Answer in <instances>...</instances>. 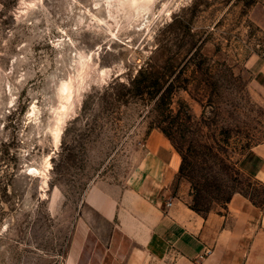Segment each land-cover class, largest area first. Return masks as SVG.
I'll return each mask as SVG.
<instances>
[{"label":"rangeland","instance_id":"obj_1","mask_svg":"<svg viewBox=\"0 0 264 264\" xmlns=\"http://www.w3.org/2000/svg\"><path fill=\"white\" fill-rule=\"evenodd\" d=\"M143 1L0 0V264H62L87 190L154 131L183 151L180 204L264 208L240 165L264 144V0Z\"/></svg>","mask_w":264,"mask_h":264},{"label":"crops","instance_id":"obj_2","mask_svg":"<svg viewBox=\"0 0 264 264\" xmlns=\"http://www.w3.org/2000/svg\"><path fill=\"white\" fill-rule=\"evenodd\" d=\"M251 66L264 88V57ZM180 165L166 136L152 132L127 182L87 190L62 264H264V208L236 194L224 212L201 216L173 195ZM240 165L264 185V144L247 152Z\"/></svg>","mask_w":264,"mask_h":264},{"label":"bare ground","instance_id":"obj_3","mask_svg":"<svg viewBox=\"0 0 264 264\" xmlns=\"http://www.w3.org/2000/svg\"><path fill=\"white\" fill-rule=\"evenodd\" d=\"M145 2H149V1H147V0H144ZM143 1V2H144ZM108 4L110 5V3H109V1H108ZM139 10H141V11H146V10H148V8H147V5L144 3V5L143 6H141V8L139 9ZM71 85L70 84H68V83H64L63 85H62V87H61V91L66 95V97L68 98V99H70V97H71ZM59 137V136H58ZM32 172L31 173H33V175L35 174H37L39 171L37 170V169H32L31 170Z\"/></svg>","mask_w":264,"mask_h":264},{"label":"trees","instance_id":"obj_4","mask_svg":"<svg viewBox=\"0 0 264 264\" xmlns=\"http://www.w3.org/2000/svg\"><path fill=\"white\" fill-rule=\"evenodd\" d=\"M176 149H177V151H179L181 154H183V151H182V149H181L179 146H176ZM192 210H194V211L197 212V213H201V212H202V210H201L199 207H196V206L192 207Z\"/></svg>","mask_w":264,"mask_h":264},{"label":"built area","instance_id":"obj_5","mask_svg":"<svg viewBox=\"0 0 264 264\" xmlns=\"http://www.w3.org/2000/svg\"><path fill=\"white\" fill-rule=\"evenodd\" d=\"M167 206L170 207L171 206V203H168Z\"/></svg>","mask_w":264,"mask_h":264}]
</instances>
